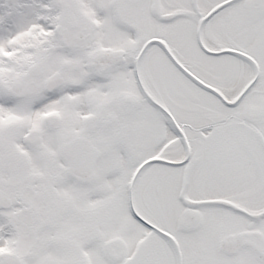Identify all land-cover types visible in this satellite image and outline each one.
<instances>
[{
  "label": "snow or ice",
  "instance_id": "snow-or-ice-1",
  "mask_svg": "<svg viewBox=\"0 0 264 264\" xmlns=\"http://www.w3.org/2000/svg\"><path fill=\"white\" fill-rule=\"evenodd\" d=\"M0 264H264V0H0Z\"/></svg>",
  "mask_w": 264,
  "mask_h": 264
}]
</instances>
